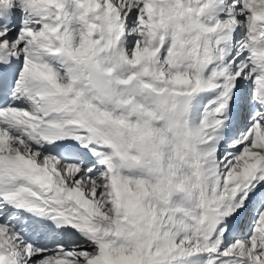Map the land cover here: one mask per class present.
I'll return each instance as SVG.
<instances>
[{
	"label": "snow or ice",
	"instance_id": "obj_1",
	"mask_svg": "<svg viewBox=\"0 0 264 264\" xmlns=\"http://www.w3.org/2000/svg\"><path fill=\"white\" fill-rule=\"evenodd\" d=\"M0 264H264V0H0Z\"/></svg>",
	"mask_w": 264,
	"mask_h": 264
},
{
	"label": "clouds",
	"instance_id": "obj_2",
	"mask_svg": "<svg viewBox=\"0 0 264 264\" xmlns=\"http://www.w3.org/2000/svg\"><path fill=\"white\" fill-rule=\"evenodd\" d=\"M99 80H103L104 78L103 77H98ZM182 202V198L180 201H178V203Z\"/></svg>",
	"mask_w": 264,
	"mask_h": 264
}]
</instances>
